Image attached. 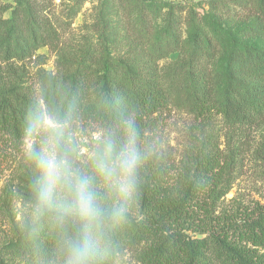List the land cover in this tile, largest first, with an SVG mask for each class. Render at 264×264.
Segmentation results:
<instances>
[{
    "label": "trees",
    "instance_id": "16d2710c",
    "mask_svg": "<svg viewBox=\"0 0 264 264\" xmlns=\"http://www.w3.org/2000/svg\"><path fill=\"white\" fill-rule=\"evenodd\" d=\"M24 2L14 13L17 43L11 40L14 30L5 37L8 45L0 58L6 63L14 59L24 62L35 55L40 44H53L58 37L45 3ZM242 3L248 5L250 0ZM258 8L264 24V0ZM145 23L142 29L148 28ZM168 26L162 35L165 44L158 41L148 51L138 52L139 35L130 37L133 54L114 63L103 59V75H96L98 62L91 57L90 64L79 63L70 78L46 95L52 105L64 94L56 111L58 127L50 132L70 169L73 149L67 146L69 133L80 125H93L102 133L93 157L74 176L83 180L102 216L99 222L86 225L71 210V197L62 189L63 209L48 211L35 225L1 245L0 264H65L69 245L85 236L95 249L90 264H113L120 253L135 246L140 247V264H264L260 253L264 250V211L218 209L232 189L234 158L245 149L248 131L264 125V49L243 47L232 52L229 85L221 95L219 78L202 59L218 54L219 44L213 37L197 33L182 82L195 124L190 145L177 164L153 136L159 118L171 105L158 63L181 46L174 22ZM66 66L70 61H63ZM180 71L175 69L176 74ZM12 73L11 67L1 80L6 88L0 92V142L17 148L23 140L38 136L44 113L32 89L8 80ZM219 122L229 139L238 134L244 139L229 156L219 143ZM109 142L113 160L128 147L138 154L135 189L128 197L98 166ZM121 207L125 211L117 216Z\"/></svg>",
    "mask_w": 264,
    "mask_h": 264
},
{
    "label": "rangeland",
    "instance_id": "374dc122",
    "mask_svg": "<svg viewBox=\"0 0 264 264\" xmlns=\"http://www.w3.org/2000/svg\"><path fill=\"white\" fill-rule=\"evenodd\" d=\"M42 1L58 33L54 43L40 44L35 55L24 62L14 59L6 63L0 58V92L6 88L1 80L12 67L13 73L8 80L22 89H32L44 113V122L36 138L23 140L17 148L0 142V246L35 225L48 211L63 209L62 189L58 185L52 189L51 199L46 203L41 204L38 198L44 183L40 157L55 154L63 159L50 130L58 127L56 111L64 94L52 105L45 97L53 92L57 83L70 78L79 63L90 64L91 57H95L98 62L95 63L96 75H103L100 64L103 59L114 63L119 57H129L134 49L132 38L137 35L141 39L138 52L148 51L158 41L165 44L162 35L170 21L174 22L181 46L158 63L162 83L170 94V111L159 118V128L153 136L179 164L190 145L195 124L182 82L189 71L197 33L209 35L219 44L218 54L212 58L204 55L202 59L219 78L221 95L229 85L228 63L232 52L243 47L264 49V24L260 22L258 8L261 0H250L248 5L243 4V0ZM19 6H25L24 0H0V57L8 45L5 37L11 35L12 30L11 40L17 43L18 22L14 13ZM144 23L148 28L142 29ZM66 60L70 61V66L63 67ZM177 68L181 70L179 74L175 72ZM216 130L221 148L228 156L244 140L240 134L234 136V140L229 139L221 122ZM101 139L102 133L93 125H80L69 133L67 146L73 149L75 165L70 164L71 172L75 174L91 160ZM244 142L245 149L234 158L232 189L218 206L219 210L229 213L264 211V125L248 131ZM260 253L264 254V250ZM139 254L140 247L127 248L113 264H140Z\"/></svg>",
    "mask_w": 264,
    "mask_h": 264
},
{
    "label": "clouds",
    "instance_id": "9594fccd",
    "mask_svg": "<svg viewBox=\"0 0 264 264\" xmlns=\"http://www.w3.org/2000/svg\"><path fill=\"white\" fill-rule=\"evenodd\" d=\"M31 145H29V148ZM111 142L106 144L104 158L99 162V168L108 178L114 181L115 187L124 196H130L135 189V173L139 157L134 148L128 147L121 151L113 160ZM39 165L43 170L44 183L41 184L38 198L41 204L51 199L52 189L59 185L71 197L70 208L76 212L86 225L99 222L102 213L93 196L85 188L81 178H74L68 162L57 158L55 154L42 155ZM123 207L116 210V215H123ZM95 249L92 241L85 236L83 239L72 242L67 250L65 264H90Z\"/></svg>",
    "mask_w": 264,
    "mask_h": 264
}]
</instances>
